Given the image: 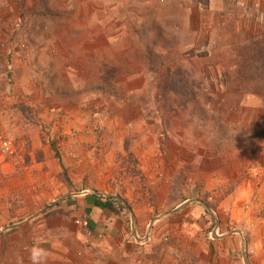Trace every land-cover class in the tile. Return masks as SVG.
<instances>
[{"label":"rangeland","instance_id":"374dc122","mask_svg":"<svg viewBox=\"0 0 264 264\" xmlns=\"http://www.w3.org/2000/svg\"><path fill=\"white\" fill-rule=\"evenodd\" d=\"M68 1L67 12L81 9L82 16L93 15V26L101 27L104 35L93 44H78L82 38L90 42L95 30L86 28V36L80 33V19L61 20L63 0L17 2L14 11L21 16L33 12L48 16L53 32L50 43L76 47L28 52L35 67L31 66L34 72H28L26 89L33 94L56 91L69 104L81 101L89 112L95 107L98 113L87 115L92 126L87 138L95 140V157L118 159L126 174L136 172L138 157L151 154L155 141L164 156H193L194 173H205L202 161L213 154L218 157L223 148L227 156L238 151L233 158L245 162L240 173L227 169L225 173L206 172L200 180L183 181L191 183L189 192L193 189L191 193L201 201L204 196L205 202L213 203L212 192H233L239 185V202L251 203L263 186L258 174L250 173L256 161L251 153L254 140L259 141V162L264 163V19H258L257 35L222 32L213 35L219 39L209 47L206 27L201 25L209 10L206 0H81V5L73 7ZM89 19L87 16L85 21L90 26ZM108 28H116L114 34H107ZM127 102L137 107L118 112ZM42 133L49 135L46 130L39 131ZM75 133L80 132L71 129L65 136ZM24 134L0 132V141L10 139L20 153ZM56 142L60 147L62 138ZM70 149L73 157L76 152L79 155L74 147ZM5 156L0 149V158L6 160ZM182 169L186 170L185 163ZM244 175L255 181L246 179L240 184ZM249 181V189L243 190ZM115 204L113 210L128 213L123 204ZM45 205L16 210V201L6 195V204L0 208V264H88L91 252L86 253L78 237L70 233L48 237L53 228L49 231L42 224L53 217L46 214ZM262 210L264 215V205ZM84 235L92 238L89 232Z\"/></svg>","mask_w":264,"mask_h":264},{"label":"crops","instance_id":"0c3cea01","mask_svg":"<svg viewBox=\"0 0 264 264\" xmlns=\"http://www.w3.org/2000/svg\"><path fill=\"white\" fill-rule=\"evenodd\" d=\"M31 1L0 0V132H25L20 139L24 149L6 160L0 158V208H4L8 194L16 201V210L45 203L46 214L53 217L42 224L49 231L53 228L48 237L52 233L78 237L86 253L91 252L88 264H264V163L259 162V141H253L251 153H255L256 161L250 174H258L263 186L247 204L239 202V185L233 192H212L215 197L210 203L205 202L206 197L201 201L191 193L193 189L189 192L191 183L183 181L200 180L206 172L225 173L227 169L240 173L245 162L233 158L239 155L236 150L229 156L224 148L218 157L210 153L213 155L202 161L205 173H194L193 156H164L158 151L157 141L149 150L151 154L138 157L133 174H126L118 159L96 158L95 140L87 138L92 131L87 115L97 114L95 107L89 112L81 101L69 104L56 91L33 94L26 89L28 72H34L31 66L35 67L28 52L76 48L50 43L53 32L47 15L15 13L17 2ZM63 1L61 20L80 19L81 34L86 28L95 30L90 42L82 38L78 44H93L100 34L104 35L101 27L93 26V15L82 16L81 9L67 12V0ZM68 4L73 7L82 1L69 0ZM206 7L209 10L201 25L206 27L209 47L219 39L213 35L222 32L236 36L260 32L258 19H264V0H206ZM87 16L90 26L85 21ZM115 29L108 28L106 33L114 34ZM136 107V103L127 102L118 112ZM71 129L80 133L65 136ZM40 130L49 135H39ZM59 136L63 143L57 147ZM71 147L78 150L77 157H73ZM184 163L186 170L182 169ZM244 177L240 184L254 180ZM250 185L249 181L243 190ZM105 200L112 206L118 201L128 213L96 204ZM88 232L92 234L90 240L84 235Z\"/></svg>","mask_w":264,"mask_h":264},{"label":"built area","instance_id":"2783aa9c","mask_svg":"<svg viewBox=\"0 0 264 264\" xmlns=\"http://www.w3.org/2000/svg\"><path fill=\"white\" fill-rule=\"evenodd\" d=\"M0 149L2 153L6 155L5 157H12L15 155L14 153L16 152L12 141L8 138H4L0 141ZM114 207H117V204H114ZM123 211L124 209H121L120 213H124Z\"/></svg>","mask_w":264,"mask_h":264},{"label":"trees","instance_id":"16d2710c","mask_svg":"<svg viewBox=\"0 0 264 264\" xmlns=\"http://www.w3.org/2000/svg\"><path fill=\"white\" fill-rule=\"evenodd\" d=\"M96 204H98V205H104V206L109 207V208H112V207H113V206H112V203L109 202L108 200H105V201H103V202H101V201H96Z\"/></svg>","mask_w":264,"mask_h":264}]
</instances>
